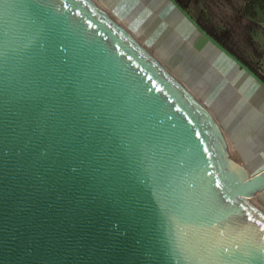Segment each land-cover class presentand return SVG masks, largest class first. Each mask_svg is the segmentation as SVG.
Here are the masks:
<instances>
[{
  "label": "water",
  "instance_id": "obj_1",
  "mask_svg": "<svg viewBox=\"0 0 264 264\" xmlns=\"http://www.w3.org/2000/svg\"><path fill=\"white\" fill-rule=\"evenodd\" d=\"M263 191L99 0H0V264H264Z\"/></svg>",
  "mask_w": 264,
  "mask_h": 264
},
{
  "label": "rangeland",
  "instance_id": "obj_2",
  "mask_svg": "<svg viewBox=\"0 0 264 264\" xmlns=\"http://www.w3.org/2000/svg\"><path fill=\"white\" fill-rule=\"evenodd\" d=\"M138 38L151 47L155 55L200 99L209 104L216 96L220 81L213 75L214 61L188 35L170 27L166 21H156L154 11L164 0H99ZM236 1V0H233ZM191 12L219 28L234 26L233 39L245 58L264 74V14L255 17V24L239 23L238 14L228 0H191ZM175 14L172 13L171 17ZM247 93L239 90L231 97L223 95L216 111L237 158L250 151L248 125L243 122V104ZM210 105V104H209ZM226 134V133H225ZM247 137V136H246ZM238 145V149H237ZM252 153V152H251ZM264 205V197L257 196Z\"/></svg>",
  "mask_w": 264,
  "mask_h": 264
},
{
  "label": "crops",
  "instance_id": "obj_3",
  "mask_svg": "<svg viewBox=\"0 0 264 264\" xmlns=\"http://www.w3.org/2000/svg\"><path fill=\"white\" fill-rule=\"evenodd\" d=\"M172 13L175 14L173 17H171ZM154 16L156 21H166L170 27L175 28L177 31L184 30V35H188L191 43L197 42L201 50L207 53L211 60L214 61L215 70H213V75L221 84L217 91L218 95L211 96L210 105L203 102L215 116L217 115L216 111L220 108V100L223 101V95L228 98L239 90L247 93L243 104V122L249 126L247 137L245 136L248 143L245 142V147L249 148L250 151L247 153L244 151L243 158L238 159L252 173L264 170V87L202 35L170 0L162 1L155 9ZM217 119L219 120L218 117ZM219 122L222 126V122L220 120ZM224 132L227 135L229 130H224ZM258 196L264 197V191Z\"/></svg>",
  "mask_w": 264,
  "mask_h": 264
},
{
  "label": "trees",
  "instance_id": "obj_4",
  "mask_svg": "<svg viewBox=\"0 0 264 264\" xmlns=\"http://www.w3.org/2000/svg\"><path fill=\"white\" fill-rule=\"evenodd\" d=\"M185 9H187L191 14V0H177ZM229 3L236 10L238 17L237 21L239 23L245 22L247 24H255V17L259 14H264V0H228ZM193 15V14H192ZM198 23L213 37H215L222 45H224L229 51L240 58L248 67H250L254 72H256L263 80L264 74L250 61H248L243 53L241 52L239 46L235 43L233 39V28L222 27L219 28L214 24L208 23L200 15H193Z\"/></svg>",
  "mask_w": 264,
  "mask_h": 264
},
{
  "label": "bare ground",
  "instance_id": "obj_5",
  "mask_svg": "<svg viewBox=\"0 0 264 264\" xmlns=\"http://www.w3.org/2000/svg\"><path fill=\"white\" fill-rule=\"evenodd\" d=\"M114 15V14H113ZM115 16V15H114ZM116 17V16H115ZM126 25V24H125ZM256 85V84H255ZM229 143V147H230V149L234 152V147H233V145L230 143V142H228Z\"/></svg>",
  "mask_w": 264,
  "mask_h": 264
}]
</instances>
